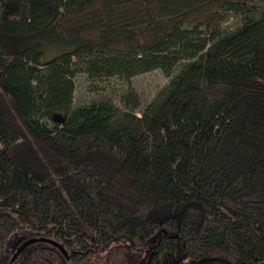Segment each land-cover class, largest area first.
<instances>
[{"label":"trees","instance_id":"trees-1","mask_svg":"<svg viewBox=\"0 0 264 264\" xmlns=\"http://www.w3.org/2000/svg\"><path fill=\"white\" fill-rule=\"evenodd\" d=\"M0 264H264V0H0Z\"/></svg>","mask_w":264,"mask_h":264},{"label":"rangeland","instance_id":"rangeland-1","mask_svg":"<svg viewBox=\"0 0 264 264\" xmlns=\"http://www.w3.org/2000/svg\"><path fill=\"white\" fill-rule=\"evenodd\" d=\"M239 16H233L228 25L234 28L238 25ZM171 77L167 76L163 71L156 69L143 74H139L132 78L130 83L122 81L118 78H112L101 82L102 86H107L110 90H117L122 94L131 87L135 90L142 105H145L170 81ZM75 102L85 103L100 94L95 85L91 84L85 74H79L76 78ZM100 84V82H99ZM98 86V84H96Z\"/></svg>","mask_w":264,"mask_h":264},{"label":"water","instance_id":"water-1","mask_svg":"<svg viewBox=\"0 0 264 264\" xmlns=\"http://www.w3.org/2000/svg\"><path fill=\"white\" fill-rule=\"evenodd\" d=\"M35 241H48V242H51L52 244L58 246L59 248L62 249V251L68 255V252L67 250L64 248V246L59 243L58 241L54 240V239H50V238H33V239H30V240H27L25 241L23 244H21L17 250V252L14 254L13 258H16V256L25 248L27 247L29 244L35 242Z\"/></svg>","mask_w":264,"mask_h":264}]
</instances>
